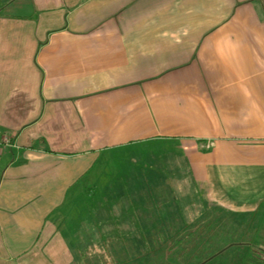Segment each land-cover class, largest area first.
<instances>
[{
	"label": "crops",
	"instance_id": "0c3cea01",
	"mask_svg": "<svg viewBox=\"0 0 264 264\" xmlns=\"http://www.w3.org/2000/svg\"><path fill=\"white\" fill-rule=\"evenodd\" d=\"M173 143L179 198L263 210L264 0H0V264H75L80 226L54 220L69 193L106 157ZM132 194L137 212L162 197Z\"/></svg>",
	"mask_w": 264,
	"mask_h": 264
},
{
	"label": "rangeland",
	"instance_id": "374dc122",
	"mask_svg": "<svg viewBox=\"0 0 264 264\" xmlns=\"http://www.w3.org/2000/svg\"><path fill=\"white\" fill-rule=\"evenodd\" d=\"M155 146L156 145L151 146L153 147L152 149H150V146H144V147L141 146L138 147L136 150H134L133 153L131 151L129 154L123 155L122 158L119 157L117 159V162L120 161L119 162L120 167L118 168L119 169L118 172L120 173L122 171H125L124 167L127 165V162L129 163V161L134 163L136 161L142 162L144 159H146L148 165L151 166L152 162L154 161L151 159L152 158L151 156L158 155L164 157L162 156L161 152L165 151L164 155L165 156L167 155V157H169V152L172 154L170 156V158H172L171 160L172 163L182 166V167H174L172 171L177 170L179 172L180 170L181 174L183 175L185 174V176L182 177V179L185 180L186 175L188 176L189 179V173L187 172L188 169L186 170L185 165L184 164H183L184 166L182 165L183 155L181 149L178 148V144L173 143V145H171L170 150H168V147L166 148L167 150H164V148L166 147L165 145L157 146V147ZM155 148L157 149L156 151H158V153L154 150ZM170 158H168V160H170ZM112 159L113 158L106 157V159L101 162V166H99V168H102V164L104 163L106 165V168L108 167L107 169L111 171H113L114 169L117 170L116 166L114 165L116 164V162H114V160L116 159L113 160ZM159 159L161 158L159 157ZM168 160L167 162L169 164ZM158 162L159 161H157V163ZM99 168L97 172L100 174ZM168 168L169 167L167 166V169ZM137 169H139V166H135L133 168V171L136 172ZM126 170L129 171L130 169L127 168ZM142 170H145L144 171L145 173H147L148 171L145 165L142 166ZM117 178L118 177L114 178V180L115 179L117 180ZM171 178L172 177H169L170 180L167 179L166 182H164L163 184L164 187H166L165 192L164 191L160 192L162 194V197L164 196V194H167V197H169V199H166L164 197L158 199V202L162 203V205L158 204L157 209L162 210L165 207L167 210L171 211V206L168 205V203L169 204L173 203L175 199L176 200L175 202L178 203L179 205L177 209L180 212V215L183 214V216L186 217L185 219H189L190 221L191 219L195 218L196 215H198L199 209L202 206V202L199 199H195L194 197H192V194L189 192L187 197L179 198L177 195V192H179V190L177 189L178 186L180 184H183L182 185L183 187H185L186 185L190 186V183L189 184L185 182L180 183V176H173V178L172 179ZM171 180L173 181L172 183ZM83 185L81 184L76 186L77 188L75 189L76 193L75 192L69 193L68 198L66 199L60 210L54 216V220L56 222H59L60 220V224L62 225L61 226L62 228L63 227L65 228V226H67L69 223H71L73 227H75V225H77L78 222L81 221V218L83 219L84 208L80 196L78 194L82 190ZM142 189L143 187L140 188V190ZM202 201L206 202L208 208H211L212 204H210L209 201H207L206 199H202ZM78 208L80 209V213L78 212ZM97 208L98 207H96V205L92 206L91 204H89L88 209L91 211L89 217L84 218L81 224H78L80 226L79 229H76V231H74L76 237L70 243V250L72 256L76 260L75 264H176L173 262L175 261V257L177 256L175 254L179 253L180 250L182 252L184 250V247H187V245L188 246L190 245L191 247L188 248L183 253L184 254L182 258L183 261L182 263H180L179 260L178 264H195L197 261L206 258V255H209V252H212L209 249L211 246H212L211 249L216 250L218 247L220 248L223 245L224 246L227 245L228 248L224 250L221 254L214 256L212 262H209L208 264H239V262H237L238 257L234 255L235 251L238 248H243V247H245L244 249H247V247L250 248L251 245L244 244L241 246H237L235 245L236 243H241V241H249V240L251 241L252 238H254L253 240L257 239L259 240L260 243L264 244V205L262 207L263 209L262 211H260L261 209H259L258 211H255L256 213L254 214L227 211L229 213L228 214V213H223V211H220L219 209L217 210L213 209V212L218 213L220 218L225 217L224 219L225 221L223 222L224 224H222V227H225L227 230L225 229L221 230V228L219 227L217 229H214L213 231L212 230L203 231L204 232L203 236H201L202 235L201 232L197 230L193 231V234L194 233L198 234L200 235L201 238L199 237L196 239V241L195 240L191 241L190 238L188 237L189 240L187 238L186 242L183 245L181 244L180 247H182V249L179 247L174 249L173 251L171 248H166V247L172 245L178 239L179 236L178 237L174 236L170 238L167 235V233H169L168 231H175V232L179 231L181 234L180 236L183 237L184 234L189 233L186 230L195 229L198 227V225H192V226L176 225L174 229H170L171 226L168 225L167 226L168 228L166 229L165 227H163V229L166 230L164 232H162L163 230L156 231V226L154 225H152L150 229L143 231L141 230H128L122 232H116L111 230L105 231L104 226H102V224L111 223V220L113 221V219H111L112 214L108 216V212H106V210L100 212L99 210H97ZM113 209L116 210L115 208ZM149 210L151 212L154 211L153 208L144 211L141 210V215H144L145 212L149 213ZM100 213H103V216H101ZM239 214L245 215V218L244 217L242 218L244 221H242L240 216H237ZM214 218H219V217L218 215H216ZM126 223H133V222L126 221ZM108 227H110V229H113L116 226L114 227L111 224H108ZM243 233L244 236H242ZM116 234L118 235L117 241H116V236H117ZM140 234L144 235L142 241H140L139 238ZM205 239L206 240L208 239L209 242L207 243ZM204 241L206 242L205 245L203 244ZM155 246H156V250H155ZM203 246L205 247L209 246V248L205 249ZM53 250L55 252L57 251V249H53ZM45 252L49 254L50 251L46 249ZM241 258L242 260H245L247 257L243 255ZM261 258H264V256H261ZM260 261H262L263 263L257 262V264H264V260H260ZM62 264L65 263L62 262Z\"/></svg>",
	"mask_w": 264,
	"mask_h": 264
},
{
	"label": "trees",
	"instance_id": "16d2710c",
	"mask_svg": "<svg viewBox=\"0 0 264 264\" xmlns=\"http://www.w3.org/2000/svg\"><path fill=\"white\" fill-rule=\"evenodd\" d=\"M158 153V151H156ZM165 151H162V156H151L152 160H154L152 162V165L149 166L148 162H146V159H144L142 162H131L129 161V163L127 162V165L124 167L125 171L122 172H118V168L120 167L119 162H117V159L119 158L117 156V154H114L108 158H113L116 159L114 160V162H116V164H114L117 168V170H109L106 168V165L103 163L102 164V168H99V166H101V162H98L96 165H94V168L92 170L93 172V180L91 182L87 181H82L81 184L83 185L82 190L79 193L81 202L83 204V208H84V214H83V219L81 218V221L78 222V224H81V222L84 220V218L89 217V214L91 213V211L88 209V205L91 204L96 205L97 210H99L100 212H102L103 210H106V212H108V216H110L112 214L111 219H113V221L111 220V223H116L117 220H119L121 223H126V221L129 222H134V223H142V222H150V223H155L156 226V231H166L165 229L168 228L167 226H171L170 229H174L176 227V225L180 226V225H184V226H192V225H198L197 228L195 229H189L186 230L189 233H186L183 235V237H181L180 232L177 231H168L169 233H167V235L171 238V237H178V239L169 247L167 246L166 248H171L172 251L176 248H179L181 246V244L183 245L186 242V239L189 237L191 241L195 240L197 238L200 237V235L198 234H193V231H199L201 232V236L204 235L203 231H210V230H214L217 228H221L227 230L225 227H222V224H224L223 222L225 221V217L220 218L218 213H214L213 209H219L220 211H223V213H228L227 209L218 207V206H214L211 205V208H208L206 202L202 201V199H199L202 202V206L199 209L198 215L195 216V218L191 219L189 221V219H185L186 217L182 215H180V212L178 211V203H176L175 199L173 201V203H168V205L171 206V211L167 210L165 207L162 210H158V204H161L160 202H158V199H161V196H158L155 199H151V203L154 204V211L151 212H145L144 215H141V210H146V209H142L140 208L139 212H137V209H134V207L132 208V203H133V199H132V192L134 191H140V188L143 187L142 190H156L157 194L160 193L161 191H164L165 187H164V181L159 179V176L162 175V172H166V174H169V170L172 171L174 167H178L176 166V164L173 163V165H170V167L167 169V167H165L164 162L170 158V156L172 155L169 152V157H167V155H164ZM133 153V151H132ZM126 154H129L126 153ZM168 154V153H167ZM125 155V153H122L120 155V158H122V156ZM159 157L161 159H159ZM112 159V160H113ZM143 159V158H142ZM170 160H172V158H170ZM157 161H159L157 163ZM159 164V165H158ZM145 165V167H147V173H145V170H142V166ZM135 166H139V169H137L136 172L133 171V168ZM141 167V169H140ZM161 167V168H159ZM98 168L100 169V174L97 172ZM129 168L130 170L127 171L126 169ZM162 169V170H161ZM172 174V178L173 176H177L178 172L177 170H174L171 172ZM120 176L122 175V177H124V179L126 180V182L122 183H118L116 181V179L114 180V178H116V176ZM132 175H136V176H146L147 178L151 177V178H155V180L153 181L151 179V181H147V182H133L130 178ZM113 177V178H112ZM127 178L129 179V181L127 180ZM160 185V186H158ZM156 188V189H154ZM118 190L120 191H125V193H128V195L131 198H127V200L125 201V205L128 204L129 207L124 206L121 208L120 211L117 210V208L115 207V205H113L116 200L115 199H110L109 197H107V195H110L113 192H117ZM168 190V189H167ZM109 193V194H108ZM132 195V196H131ZM159 195V194H158ZM105 197V198H102ZM166 199H169V197H167ZM177 206H176V205ZM264 205V204H263ZM262 205V207H263ZM168 206V207H170ZM167 207V208H168ZM113 208H115L116 210H114ZM174 209V211H173ZM132 210V211H131ZM82 211V210H81ZM78 212L80 213V209L78 208ZM216 212V211H215ZM229 214V213H228ZM94 215V214H93ZM101 216H103V213H100ZM216 215H218L219 218H214ZM99 216V215H98ZM226 216V215H224ZM237 216H240L241 219L244 217V214H239ZM129 219V220H128ZM242 221H244L242 219ZM177 226V227H178ZM202 226V227H201ZM225 226V225H224ZM163 227H165V229H163ZM168 230V229H167ZM143 231V230H141ZM155 231V232H156ZM191 231V232H190ZM138 232V231H137ZM203 232V233H202ZM179 233V234H178ZM209 233V232H208ZM155 235V234H154ZM137 236V235H136ZM192 236V237H191ZM242 236H244V233L242 234ZM138 237V236H137ZM144 235L140 234L139 238L140 241L143 240ZM188 238V240H189ZM201 238V237H200ZM252 238V240L250 241H241V243H236L235 245L237 246H241V245H248L250 244V248L247 247V249L243 248H238L234 255L236 257H238V261L239 264H257V262H261L260 260H264V258H261V256H264V244L260 243L259 240ZM206 240V239H205ZM136 241V240H135ZM154 241V240H153ZM156 241V240H155ZM206 242L208 243V239L206 240ZM205 241L203 242V244L205 245L206 243ZM189 243V241H188ZM212 245V244H211ZM210 246V244H209ZM209 246H203L205 249L209 248ZM191 246L187 245V247H184V250L175 255H177L175 257V261H173L174 263L178 264V261L180 260V263H182V258H183V253L190 248ZM182 249V247H180ZM212 246L209 248L212 252H209V255H206V258H203V260H199L197 261L195 264H205V263H209L212 262L214 256L221 254L224 250H226L228 247L227 245H223L220 248L218 247L216 250L211 249ZM155 250H156V246H155ZM174 253V252H173ZM212 254V255H211ZM144 255V254H143ZM174 255V254H173ZM174 255V256H175ZM245 255L247 258L245 260H242V256ZM249 257V258H248ZM253 258V259H252ZM233 260V259H232Z\"/></svg>",
	"mask_w": 264,
	"mask_h": 264
}]
</instances>
